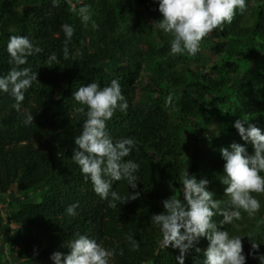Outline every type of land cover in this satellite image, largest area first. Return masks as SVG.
<instances>
[{
  "label": "trees",
  "instance_id": "obj_1",
  "mask_svg": "<svg viewBox=\"0 0 264 264\" xmlns=\"http://www.w3.org/2000/svg\"><path fill=\"white\" fill-rule=\"evenodd\" d=\"M154 2L158 0H57L54 7L53 0H0V76L13 67L7 52L10 36H28L43 50L21 66L37 72L38 81L25 93L20 111L11 95L0 92V201L6 208L5 214L0 212V237L8 235V252L27 264H54L51 255L67 254L77 233L115 249L111 264H179L178 249L160 247L162 236L151 215L162 212V201L171 195L183 199L180 173L186 169L197 181L207 179L213 198L226 207L220 150H231L235 142L253 152L234 127L238 119L264 132V0H246V11L238 10L223 31L205 38L195 57L172 55V36L150 27L147 11ZM84 5L90 7L87 22L78 12ZM152 18L154 23L162 18L159 10ZM64 24L75 29L67 59ZM207 53L220 59L200 61ZM142 69L149 79L146 106L134 102ZM113 79L119 80L129 107L116 111L107 131L114 142L128 137L137 141L125 159L140 165L135 191L141 193L115 208L110 197L104 200L95 193L72 160L74 137L86 118L77 112L82 106L73 93L91 82L107 86ZM169 94L171 104L166 103ZM27 113L34 116L28 126L23 124ZM13 187L20 197L15 202L6 196ZM112 187L121 196L133 191L126 180L113 181ZM30 195L37 200L28 201ZM253 195L260 200V211L252 218L242 213L243 219L235 221L238 228L223 225L230 235L243 236L246 264H260L249 255L246 235H254L258 254H264V194ZM74 203L77 215L72 217L66 209ZM221 220L219 214L214 217L218 226ZM129 238L139 242L138 250H132ZM208 243L200 238L201 253L193 249L184 264H203ZM1 258L0 253V264H5Z\"/></svg>",
  "mask_w": 264,
  "mask_h": 264
},
{
  "label": "clouds",
  "instance_id": "obj_2",
  "mask_svg": "<svg viewBox=\"0 0 264 264\" xmlns=\"http://www.w3.org/2000/svg\"><path fill=\"white\" fill-rule=\"evenodd\" d=\"M158 10L162 18L154 24L166 34L172 36L170 42L172 55H188L195 57L201 49L205 38L219 29L224 30L226 24H231L237 11L243 14L247 9L246 0H158ZM53 6H58L53 0ZM73 11H77L73 8ZM82 20L90 19V7L84 5L78 10ZM93 27L98 25L93 24ZM66 35L63 49L65 59L68 58L67 43L74 35L75 29L62 25ZM43 50L34 46L28 36L12 35L9 37L7 52L9 63L13 65L5 76H0V92L11 95L20 111V105L25 100V93L34 81H38V73L29 67H21L28 63V58ZM55 59V57H50ZM74 100L81 105L78 113L86 118L80 134L74 137L72 160L80 167L85 180H90L94 191L101 199L109 200L110 207H117V202L126 204L140 198L137 189L140 165L125 158L132 154L137 146L134 138H121L113 141L107 131V122L117 110L126 112L129 105L122 93L118 79H113L109 85L101 87L96 82L80 86L73 93ZM173 95L169 94L166 103L171 104ZM34 122V116L27 113L23 124L28 126ZM247 123V127H245ZM235 129L245 142H250L253 152L249 154L245 145L232 143L229 148H222L221 155L225 161L224 175L220 182L226 185L224 192L229 198L226 207H221L222 201L214 199V193L208 190L209 181H197L188 170L180 173L183 185V199L171 195L162 201L163 211L152 214L150 221L160 230L162 240L160 247H172L179 250L176 259L184 264L186 255L194 249L201 253L198 247L200 238H206L208 247L203 250V264H246L242 237L230 235L223 228L224 224L238 228L235 221L243 219L242 213L249 218L254 217L261 209L260 200L253 193L264 194V132L254 123L236 120ZM126 180L133 190L127 196H121L113 190L112 182ZM173 189L172 184L169 185ZM78 204H71L66 211L69 216L77 215ZM219 214L222 220L218 224L214 217ZM223 228V230H222ZM251 241V251L254 259L264 264V254L259 253V244L253 234L246 235ZM132 250L139 249V242L129 238ZM70 251L54 252L50 259L54 264H111L117 252L106 249L101 243L85 234H76L69 245ZM123 255V250H120Z\"/></svg>",
  "mask_w": 264,
  "mask_h": 264
},
{
  "label": "rangeland",
  "instance_id": "obj_3",
  "mask_svg": "<svg viewBox=\"0 0 264 264\" xmlns=\"http://www.w3.org/2000/svg\"><path fill=\"white\" fill-rule=\"evenodd\" d=\"M158 7H159L158 2L151 3L150 9H149V11H147V13L149 14L148 21H149V25H150L151 28H153V27L155 28L156 27L152 17H153V15L155 13L158 12ZM129 16H130V13H129ZM128 24L129 25L132 24V20L131 19H128ZM139 46L142 49L145 48L144 43H142V44L139 43ZM219 59H220V55H212L210 53H207L205 56H203V59L201 58L200 61H202V62H206V61L207 62H212V61H216V60H219ZM191 67L196 68V66H195V64L193 62H191ZM212 70L214 71V69H212ZM146 74H147V71H145L143 69L140 70L139 79L135 83V87H134V102H136L139 105H143V106H146L148 104L147 99H146L145 87H144L146 85V83L148 82V80H149L148 77L146 76ZM6 196L9 197V198H7V200H12V202H15L16 200L20 199V197L16 194L15 187H13L10 190V192H7ZM27 200L32 202V201L37 200V198L35 196H33V195H30L27 198ZM4 204H5V202L0 201V212L2 214H5V212H6V208H5ZM7 242H9L8 235H3V236L0 237V253H1V256H2V258H1L2 261L5 264H27L26 259L21 258L15 252H13V253L8 252V250H7V247H8L7 246Z\"/></svg>",
  "mask_w": 264,
  "mask_h": 264
}]
</instances>
